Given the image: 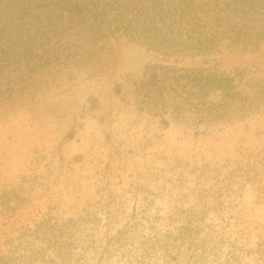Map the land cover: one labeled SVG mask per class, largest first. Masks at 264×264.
<instances>
[{
  "label": "rangeland",
  "instance_id": "obj_1",
  "mask_svg": "<svg viewBox=\"0 0 264 264\" xmlns=\"http://www.w3.org/2000/svg\"><path fill=\"white\" fill-rule=\"evenodd\" d=\"M197 69L237 96L197 113L155 95ZM0 264H264V47L108 39L0 102Z\"/></svg>",
  "mask_w": 264,
  "mask_h": 264
},
{
  "label": "trees",
  "instance_id": "obj_2",
  "mask_svg": "<svg viewBox=\"0 0 264 264\" xmlns=\"http://www.w3.org/2000/svg\"><path fill=\"white\" fill-rule=\"evenodd\" d=\"M108 39H126L164 56L194 57L221 45L264 47V0H0V102L56 76L98 62ZM197 69L155 95L197 113L237 96L228 75ZM211 91L221 101L207 105Z\"/></svg>",
  "mask_w": 264,
  "mask_h": 264
}]
</instances>
